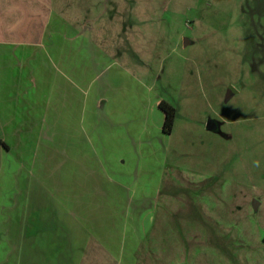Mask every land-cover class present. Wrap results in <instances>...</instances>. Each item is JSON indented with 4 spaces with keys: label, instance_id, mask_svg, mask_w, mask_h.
Segmentation results:
<instances>
[{
    "label": "rangeland",
    "instance_id": "obj_1",
    "mask_svg": "<svg viewBox=\"0 0 264 264\" xmlns=\"http://www.w3.org/2000/svg\"><path fill=\"white\" fill-rule=\"evenodd\" d=\"M84 1L74 12L79 30L95 27L88 39L111 55V72L141 79L176 110L163 138L143 133L142 168L163 164L139 264H264V0H134L133 15L123 3L107 31L100 27L118 0ZM73 55L63 69L78 97L104 88L103 58L86 48ZM161 120L155 105L153 121ZM102 123L96 132L108 142ZM153 140L163 146L158 157L149 155Z\"/></svg>",
    "mask_w": 264,
    "mask_h": 264
},
{
    "label": "crops",
    "instance_id": "obj_2",
    "mask_svg": "<svg viewBox=\"0 0 264 264\" xmlns=\"http://www.w3.org/2000/svg\"><path fill=\"white\" fill-rule=\"evenodd\" d=\"M118 2L100 29L122 18L123 5L130 15L138 6ZM84 6V0H0V264L140 261L163 164L143 169L141 149L143 133L150 140L165 135L163 120L153 121L159 97L141 79L111 72V55L88 39L95 27L79 30L74 12ZM83 48L88 58L99 54L110 74L104 88L81 99L63 67H73L74 52ZM99 122L108 142L98 138ZM153 141L149 155L158 157L163 146Z\"/></svg>",
    "mask_w": 264,
    "mask_h": 264
},
{
    "label": "trees",
    "instance_id": "obj_3",
    "mask_svg": "<svg viewBox=\"0 0 264 264\" xmlns=\"http://www.w3.org/2000/svg\"><path fill=\"white\" fill-rule=\"evenodd\" d=\"M157 107L163 113L162 131L164 133H170L175 118V112H176L175 107L163 99L157 103ZM263 241H264V237H263Z\"/></svg>",
    "mask_w": 264,
    "mask_h": 264
},
{
    "label": "water",
    "instance_id": "obj_4",
    "mask_svg": "<svg viewBox=\"0 0 264 264\" xmlns=\"http://www.w3.org/2000/svg\"><path fill=\"white\" fill-rule=\"evenodd\" d=\"M214 126H215V125H214L211 121H208V122H207V125H206V128H207V129H213Z\"/></svg>",
    "mask_w": 264,
    "mask_h": 264
}]
</instances>
